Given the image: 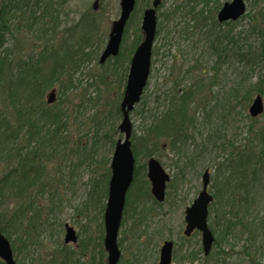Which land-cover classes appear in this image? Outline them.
<instances>
[{
  "label": "rangeland",
  "instance_id": "rangeland-1",
  "mask_svg": "<svg viewBox=\"0 0 264 264\" xmlns=\"http://www.w3.org/2000/svg\"><path fill=\"white\" fill-rule=\"evenodd\" d=\"M6 1L0 0V5ZM226 1L162 0L157 8L151 73L141 101L131 112L132 142L134 138L139 142L138 137L155 117L169 108L177 90L182 93L199 81L205 85L190 104L195 121L181 150L174 151L168 142L161 141L154 155L171 176L164 201H157L150 191V157L140 151L136 159L118 234V264H157L166 239L177 241L180 256L174 255L172 264H264V153H260L262 145L257 139L264 112L257 116L250 113L258 95L255 84L264 78V58L260 56L264 0H245L247 12L231 23L217 18ZM151 5L152 0H137L122 44L126 55L142 30L143 11ZM55 6L50 21L55 30L48 36L40 37L38 24L28 27L32 7L0 21V27L5 26L6 46L14 52L18 46L21 49L18 57L36 54L45 44L60 54L73 52L86 29L92 34L91 45L84 49L88 56L79 66L68 64L63 78L73 86L59 100L66 117L56 143L58 152L46 160L41 182L31 187L23 200L6 199L3 208L9 213L33 202L23 230L17 232L20 238L13 234L9 240L19 264L60 259L65 247L73 251L75 262L69 264H107L104 212L110 175L106 179V174L116 142L124 136L117 108L129 70L125 73L126 64L120 67L114 57L101 63L100 55L112 23L120 15V0H67ZM60 87V82L55 83L45 98L52 88L60 98ZM248 90L251 96H247ZM262 97L264 100V94ZM2 99L0 94V109ZM240 162H244L242 168ZM206 169L211 174L209 191L221 195V203L218 200L212 207L225 211L227 219H242V223L220 244L214 243L205 257L199 231L188 240L182 237L185 210L202 189ZM4 171L5 165L0 163V176ZM66 224L76 229L77 242L64 241ZM216 229L215 236L220 237L221 226L216 225ZM82 245L86 246L84 253L80 252ZM182 253L198 255L188 259L182 258Z\"/></svg>",
  "mask_w": 264,
  "mask_h": 264
},
{
  "label": "trees",
  "instance_id": "trees-1",
  "mask_svg": "<svg viewBox=\"0 0 264 264\" xmlns=\"http://www.w3.org/2000/svg\"><path fill=\"white\" fill-rule=\"evenodd\" d=\"M66 1L7 0L0 5L2 9L0 21L5 22L10 17L8 15L15 16L17 13L26 12L29 7H32V22L29 23L28 27L31 28L34 24H38L40 37L48 36L49 33L51 34L55 30L50 22L57 10L55 4ZM198 1L196 0V2ZM202 1L208 2V0ZM37 9H41L39 15ZM231 22L228 21L227 23ZM4 29L5 26L4 28L0 27V94H2L4 104L3 108L0 109V163L5 165V171L0 176V229L10 239L13 234L19 235L18 238H20L21 234L17 232L23 230L24 220L28 211L32 212L33 202L29 201L26 205L22 204L9 213L8 209L3 208L6 199L17 198L23 200L28 195L31 187L41 182L45 174L46 160L54 158L58 152L56 143L64 131V119L66 117L59 106V100H62V96L73 86L71 83H65L63 78L67 72L68 64H73L74 67L79 66L88 56L84 49L86 46L91 45L92 34L86 29L78 43L79 47L73 52L69 50L60 54L56 48L45 44L43 50L36 54L18 57L21 49L18 46V52H14L11 47L6 46V32L4 33ZM139 31L140 33L136 35L128 54L122 52L121 48L120 53L114 57L117 60L116 63L119 61L120 67L126 64L124 67L125 73L129 70L130 55L144 36L143 31L140 29ZM83 45L85 46L83 47ZM260 56L264 58V38ZM114 71L117 73V68ZM57 82L61 83L60 98L57 97L54 103L49 104L47 98H45L46 92ZM204 85V81H199V83L184 89L182 93L177 90L171 96L169 108L160 116L155 117L144 135L138 137L139 142H136L134 138L133 150L136 159L139 157L140 151L144 155L147 154V156L153 157L160 149L161 141L168 142L174 151L181 150L182 143H185L190 137L189 128L195 121V116L190 112V104L194 97L202 91ZM254 91L260 95L264 94L263 77L255 84ZM246 93L247 96H251L250 90ZM8 105L9 108H7ZM117 114L122 116L120 106L117 108ZM257 139L262 145L260 153L263 154L264 123L257 131ZM239 165L242 168L244 162H240ZM109 175H111V168L108 169L106 179ZM106 192H108L107 185ZM214 196L215 200L212 205L218 200L221 203V195L216 193ZM212 205H210L209 220L211 218L213 222H210V226L213 232H217L216 225L221 226L220 232L222 234L220 235L222 237H216L215 241V244H220L221 240L232 233L237 224L242 223V219L236 221L227 219L225 211L218 212ZM214 213L216 214L215 217ZM28 232H30V229ZM182 238L190 239L184 236ZM85 250L86 246L82 245L80 252L84 253ZM61 254V260L53 257L51 260L42 261L40 264H69L75 262L73 251L68 250L67 247L61 250ZM178 255L180 256L176 252L175 256ZM181 255L182 258L195 259L198 254L186 255L182 253ZM0 264L6 263L0 258Z\"/></svg>",
  "mask_w": 264,
  "mask_h": 264
},
{
  "label": "water",
  "instance_id": "water-1",
  "mask_svg": "<svg viewBox=\"0 0 264 264\" xmlns=\"http://www.w3.org/2000/svg\"><path fill=\"white\" fill-rule=\"evenodd\" d=\"M137 0H120V15L112 23L109 37L104 50L100 55V62L104 63L108 58L117 56L121 50V44L126 24L136 7ZM162 0H152V5L143 11L141 28L143 39L135 48L130 61L125 91L120 103L122 112L119 129L123 137L116 142L111 159V176L109 179L107 204L104 212L105 236L104 247L108 253L107 264H118L121 257V249L118 243V234L123 219L124 208L128 190L134 179L136 157L132 146L133 125L131 112L140 102L152 66V48L157 33V8ZM247 12L245 0L226 1L218 11L217 18L220 22L237 20ZM2 10L0 7V17ZM57 99L56 89H52L47 96L49 104ZM264 112V100L258 94L252 101L250 113L257 116ZM147 175L151 181V193L157 201L166 198L167 182L171 176L156 157H150L147 161ZM211 182L210 170L206 169L202 176V189L190 206L186 208V226L184 235L191 236L195 230L201 231L204 254L208 255L215 242V235L209 225V205L214 200V195L209 192ZM66 243L77 242L76 229L66 224ZM174 240L166 239L160 249L157 264H172ZM0 258L6 264H19L8 237L0 229Z\"/></svg>",
  "mask_w": 264,
  "mask_h": 264
},
{
  "label": "flooded vegetation",
  "instance_id": "flooded-vegetation-1",
  "mask_svg": "<svg viewBox=\"0 0 264 264\" xmlns=\"http://www.w3.org/2000/svg\"><path fill=\"white\" fill-rule=\"evenodd\" d=\"M151 183V182H150ZM150 191H151V188H150ZM185 225H186V220H185ZM184 229H185V227H184ZM184 229H183V231H184ZM197 231H199V230H195L193 233H192V235L193 234H195V232H197ZM200 233H201V231H199ZM183 235V234H182ZM201 237H202V234H201ZM173 240V239H172ZM165 241V240H164ZM163 241V242H164ZM163 244V243H162ZM162 246V245H161ZM202 248H203V244H202ZM160 249H161V247H160ZM178 250H177V241H175L174 240V248H173V257H174V255H175V253L177 252ZM160 254V253H159ZM186 254V253H185ZM188 254H190V253H188ZM203 254H204V250H203ZM204 256L206 257L207 255H205L204 254ZM173 263V262H172Z\"/></svg>",
  "mask_w": 264,
  "mask_h": 264
}]
</instances>
